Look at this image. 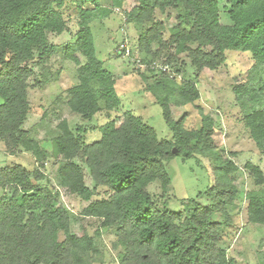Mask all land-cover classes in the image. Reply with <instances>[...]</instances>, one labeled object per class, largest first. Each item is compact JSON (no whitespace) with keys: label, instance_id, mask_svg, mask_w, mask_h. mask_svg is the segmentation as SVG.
<instances>
[{"label":"trees","instance_id":"obj_1","mask_svg":"<svg viewBox=\"0 0 264 264\" xmlns=\"http://www.w3.org/2000/svg\"><path fill=\"white\" fill-rule=\"evenodd\" d=\"M125 1L0 0V141L8 155L29 153L36 162L33 169L19 163L0 166V264H92L100 253L95 235L103 228L114 232L118 264L233 263L222 240L238 193V167L217 150L210 115L198 107L200 126L188 129L183 117L175 120L171 114L173 106L200 99L196 83L135 69L145 82L154 78L147 89L163 110L170 138L157 139L131 111L112 117L121 102L113 75L96 56L90 24L123 8ZM136 1L124 14L128 23L142 28L137 53L144 63L163 59L178 74L176 67L186 58L198 75L223 65L227 51L250 54L253 63L246 80L233 92L244 109L250 138L264 153V0H225L230 24L221 23L218 0ZM66 3L73 6L77 32L64 45L63 56L77 66V82L62 102L81 121L104 113L106 122L97 128L101 137L86 142V129L63 118L50 144L60 159L57 188L88 202L82 215L99 221L95 235L71 231L70 214L43 171L46 147L25 128L30 80L35 66L57 51L49 36L68 29ZM182 152L208 159L213 181L174 213L159 209L147 187L157 181L165 194L171 182L166 164ZM244 167L258 187L245 195L246 222L264 225V173L251 162ZM86 172L92 187L86 184ZM99 187L108 196L93 199Z\"/></svg>","mask_w":264,"mask_h":264},{"label":"rangeland","instance_id":"obj_2","mask_svg":"<svg viewBox=\"0 0 264 264\" xmlns=\"http://www.w3.org/2000/svg\"><path fill=\"white\" fill-rule=\"evenodd\" d=\"M218 1L221 23L230 24L223 8L226 1ZM136 4V0H126L119 13L112 10L108 17L90 24L94 47L97 58L103 62V68L113 75L115 91L120 98L121 104L112 117L131 111L151 127L157 139L161 140L170 138L171 133L164 120L162 108L156 103L152 92L147 89L148 83H153L154 78L149 77L147 82L143 81L141 73L135 71L137 66L134 59L117 54L119 44L125 41L133 54L132 57H141L137 53V39L142 28L134 23H128L124 14L125 9ZM63 13L68 29L60 35L49 36L50 42L57 45V51L45 64L35 66V74L30 80L28 98L31 110L25 128L30 130L33 138L46 147L47 158L43 171L51 181L49 187L58 192V203L70 214L71 231L78 233L85 230L88 234L95 235L99 221L82 215V210L88 202L69 194L64 188H57L56 175L60 159L50 144V139L56 135V126L63 118L67 119L71 126L79 124L86 129L84 135L86 142L98 140L101 133L97 128L106 122L104 113L97 114L90 121H81L79 116L73 114L62 102L66 90L77 82V66L63 56L64 45L73 41L77 32V18L73 6L69 3L63 7ZM157 17L160 18V14L157 13ZM162 61L163 59H157V62ZM252 63L248 52L227 51L223 65L216 70L205 69L197 75L189 61L182 58L178 63L179 66L176 67L179 69L176 79L195 82L200 92V99L185 106H173L171 109L173 118L178 120L183 117L184 126L188 129H196L200 126L198 107L205 114L210 115L215 123L213 139L217 150L238 167L235 172L238 193L234 203L229 207L230 221L222 240L228 257L233 260L232 264H260L264 256V225L246 222L245 195L258 187L244 167L246 162H251L259 166L264 173V153L256 148L250 138L243 123L244 109L235 101L233 92L236 85L245 82ZM91 127L96 129L92 131ZM183 153H176L166 164L171 182L165 194H162L157 181L147 187L159 209L174 213L182 212L186 201L195 199L198 193H202L212 185L213 176L209 160L200 155L186 157ZM14 163H19L27 169L36 166L35 160L29 153L8 155L3 142L0 141V166ZM85 180L89 187L93 186L87 172ZM262 186L264 187V184ZM94 193L93 199L108 196L107 191L101 187ZM203 202L206 204L205 201ZM95 237L100 253L95 256L92 264H118V250L112 246L115 240L113 230L100 229L99 235Z\"/></svg>","mask_w":264,"mask_h":264},{"label":"built area","instance_id":"obj_3","mask_svg":"<svg viewBox=\"0 0 264 264\" xmlns=\"http://www.w3.org/2000/svg\"><path fill=\"white\" fill-rule=\"evenodd\" d=\"M119 9L120 8H114L113 10L119 13ZM125 20H126V17H125ZM117 54L120 56H126V57H130L131 59H134V63L137 66L136 68L139 70L142 69L141 71L147 72V70H153L156 73L158 72L169 73L170 77L177 76V74L170 69L169 65L167 63H163V61L160 63V62H157V60H155L150 63H144L139 58L132 57L133 54L131 53L129 45L125 41L119 44L117 48Z\"/></svg>","mask_w":264,"mask_h":264},{"label":"water","instance_id":"obj_4","mask_svg":"<svg viewBox=\"0 0 264 264\" xmlns=\"http://www.w3.org/2000/svg\"><path fill=\"white\" fill-rule=\"evenodd\" d=\"M172 152H173V153L177 152L176 148H173V149H172ZM183 155H186V153H183Z\"/></svg>","mask_w":264,"mask_h":264}]
</instances>
